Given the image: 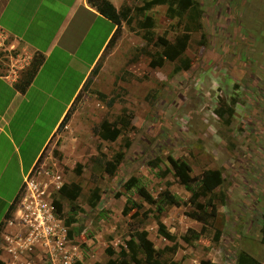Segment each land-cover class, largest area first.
<instances>
[{"label": "rangeland", "instance_id": "rangeland-1", "mask_svg": "<svg viewBox=\"0 0 264 264\" xmlns=\"http://www.w3.org/2000/svg\"><path fill=\"white\" fill-rule=\"evenodd\" d=\"M200 1L208 42L192 35L184 54L192 65L178 73L179 61L152 67L148 52L156 58L161 48L154 41H174L179 20L168 17L166 6L141 13V0L125 1L132 8L130 21L122 23L106 52L109 83L103 87L108 96L120 92L123 101L109 106L94 87L78 96L69 136L61 129L50 140L14 202L12 220L0 230L4 264L104 263L108 247L118 255L141 231L164 251L166 263L235 264L238 251L245 250L264 264V0ZM147 16L154 20L151 42L140 26ZM123 105L133 113L132 124L115 141L100 139L102 121L119 119ZM98 143L107 159L122 153L113 174L95 161ZM63 144L76 149L64 156ZM170 157L188 162L199 178L222 171L220 186L199 197L202 209L211 208L209 201L218 209L204 234L191 216L200 209L190 203L192 192L175 175ZM71 182L82 192L68 199L59 188ZM202 186L199 180L193 184L200 192ZM166 192L180 205L170 203ZM43 203L52 216L42 224ZM194 232L197 237L186 242ZM144 257L138 248L131 264H143Z\"/></svg>", "mask_w": 264, "mask_h": 264}, {"label": "crops", "instance_id": "crops-1", "mask_svg": "<svg viewBox=\"0 0 264 264\" xmlns=\"http://www.w3.org/2000/svg\"><path fill=\"white\" fill-rule=\"evenodd\" d=\"M109 1L119 9L126 0ZM117 29L91 0H0V49L7 51L0 56V230H6L11 204L71 112L62 129L69 136L78 96L93 87L106 93L104 57ZM66 147L61 145L64 156L76 149Z\"/></svg>", "mask_w": 264, "mask_h": 264}, {"label": "trees", "instance_id": "trees-1", "mask_svg": "<svg viewBox=\"0 0 264 264\" xmlns=\"http://www.w3.org/2000/svg\"><path fill=\"white\" fill-rule=\"evenodd\" d=\"M97 5L99 11L110 18L114 23L118 25L119 30L122 23L124 21H130V15L132 12V8L128 5H122L119 9H117L113 3L109 0H91ZM142 5L137 6V9L144 13L147 10L152 9L155 6H166V13L170 18H177L181 25V33L178 34L174 41L167 43L166 45H161L160 43L154 41V44L161 48L160 53L157 57L153 58L152 54L148 52L151 56L150 65L152 67H161L164 65L166 60L169 61H179L178 64L174 68V73H178L182 70H187L191 67L192 61L185 57L184 54L187 48L190 45L192 35L200 34V43L207 44L208 38L205 30L204 24V10L201 6L200 0H141ZM141 28L145 29L146 32L143 35V38L147 42L153 41V34L150 30L154 27V20L151 16H147L145 20L141 23ZM114 41V38L110 41V45ZM36 62H42V58L37 60ZM99 66L96 67L93 71L94 75L98 72ZM123 77V74L121 75ZM121 77V79H122ZM29 80H25L22 84V88H24L28 84ZM97 96L102 100H107V104L112 106L117 100H121L122 96L120 92H116L111 96H108L106 93L97 92ZM122 116L114 121H109L107 119L103 120L100 124L99 129L96 130V133L102 140L106 141H115L122 133L123 129H126L132 124L133 113L129 110L128 107H121ZM71 117V112H68L61 125L60 129H63L65 125L68 123ZM98 155L95 158V161L101 165H105L106 170L113 174L117 163L122 158V153H118L115 159H107L106 154L102 151V144L98 143L97 145ZM171 166L175 172V175L180 179L181 183H183L188 190L192 192L190 196V203L200 209V211H195L191 213V216L196 220L202 223L200 234H204L208 231L209 226H213L217 221L218 209L217 205L214 202H208V206L211 207L209 210L202 209V204L199 201V197L201 195L206 194L207 192L213 191L215 188L220 186L223 182L222 171L219 169L210 170L209 173L201 178L197 176H193L191 174L192 168L191 165L183 160L174 159L173 157L169 158ZM82 166L79 163L75 170L78 174L81 173ZM200 181L202 183L203 192L196 190L193 187V184L196 181ZM127 187H130V183L127 184ZM141 195L145 197V199L149 202L152 201V198L147 192L143 189L140 190ZM82 192V187L79 183L71 182L65 183L59 188V193L61 196L65 198H75L79 196ZM166 199L170 203H175L180 205V201L176 196L166 192ZM141 207V205H139ZM14 203L10 206V212L13 211ZM9 212V213H10ZM8 213V215H10ZM263 216V224H262V237L261 242L264 243V214ZM163 226L162 223H160ZM168 235V234H167ZM198 234L194 232L192 236L186 235V242L190 243L193 239L197 237ZM137 242L134 239L127 240V250L123 249L116 255V252L111 247L106 249L108 254V259L104 263H96V264H131L132 261H137L138 248H142L144 252V263L143 264H177L176 261H170L166 263L163 259V250H157L152 241L148 239L147 232L141 231L137 232L135 235ZM220 237V230H216L214 235V240L218 241ZM0 264H4L3 260L0 259ZM199 264H219L210 259H203ZM235 264H261V262L253 257L250 253L245 250L238 251L236 255Z\"/></svg>", "mask_w": 264, "mask_h": 264}, {"label": "built area", "instance_id": "built-area-1", "mask_svg": "<svg viewBox=\"0 0 264 264\" xmlns=\"http://www.w3.org/2000/svg\"><path fill=\"white\" fill-rule=\"evenodd\" d=\"M30 174V173H29ZM29 174H28V176H29ZM27 176V177H28ZM27 182V179H26V181H25V183ZM47 215H49V216H52V213H51V211H50V209L48 208V204H45V203H43V204H40V213H39V219H40V222L43 224L45 221H44V219L46 218V216ZM43 230H45L43 233H44V235H49L50 233H49V229L48 228H43Z\"/></svg>", "mask_w": 264, "mask_h": 264}, {"label": "flooded vegetation", "instance_id": "flooded-vegetation-1", "mask_svg": "<svg viewBox=\"0 0 264 264\" xmlns=\"http://www.w3.org/2000/svg\"><path fill=\"white\" fill-rule=\"evenodd\" d=\"M7 51H5L3 48L0 49V56H6Z\"/></svg>", "mask_w": 264, "mask_h": 264}]
</instances>
